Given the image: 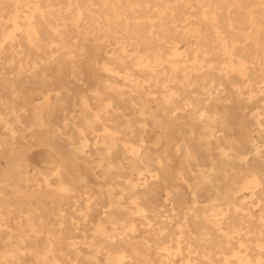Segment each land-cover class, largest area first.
Returning <instances> with one entry per match:
<instances>
[{"label":"bare ground","instance_id":"6f19581e","mask_svg":"<svg viewBox=\"0 0 264 264\" xmlns=\"http://www.w3.org/2000/svg\"><path fill=\"white\" fill-rule=\"evenodd\" d=\"M0 158V264H264V0H0Z\"/></svg>","mask_w":264,"mask_h":264},{"label":"rangeland","instance_id":"374dc122","mask_svg":"<svg viewBox=\"0 0 264 264\" xmlns=\"http://www.w3.org/2000/svg\"><path fill=\"white\" fill-rule=\"evenodd\" d=\"M86 81H87V78L86 77H82V79L80 80V81H78V84L79 85H82V84H84V86H86ZM83 86V85H82ZM89 91V89H85V93H87ZM42 149V147H40V146H36V147H34L33 149H32V151H31V153L30 154H34L35 152H37V151H40ZM0 164H5V161L2 159V158H0ZM40 164V163H39ZM47 206H49V204H47ZM137 222H140L139 220H137ZM81 231L80 230H78L77 231V234L79 235V236H77L75 239L76 240H80V238H81V233H80ZM38 239V244H41V242H42V239L43 238H37ZM25 260H26V262L28 263V264H35V261H34V259H33V257H26L25 258Z\"/></svg>","mask_w":264,"mask_h":264}]
</instances>
